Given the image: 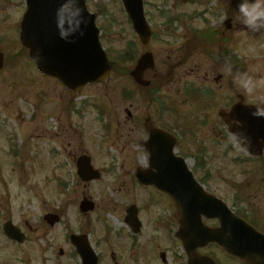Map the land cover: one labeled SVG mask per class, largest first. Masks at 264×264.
<instances>
[{
	"label": "rangeland",
	"instance_id": "rangeland-1",
	"mask_svg": "<svg viewBox=\"0 0 264 264\" xmlns=\"http://www.w3.org/2000/svg\"><path fill=\"white\" fill-rule=\"evenodd\" d=\"M199 1L206 4H201V7L189 4L191 0H144L145 12L153 29L155 27L157 35L163 38L162 43L154 38L146 48L139 44L133 33L120 0H85V3L87 9L97 15L101 44L110 51L112 58H118L123 52L125 55L131 43L134 46V59L126 64L128 69L145 50L153 53L157 67L173 62L176 46H173V39L168 38L172 32L166 35L161 32L165 28L167 14L180 21L183 13H200L206 8L215 12L214 17L219 20L226 13L234 14L232 30L225 34L234 48L232 77L222 68V60L216 59L214 70L197 56L200 73L210 72L212 76V72L218 78L216 84L208 86L212 92L204 91L206 104L201 106L181 102L185 96L183 91L168 98L165 92L171 94L173 88L167 89L169 82L164 83L160 93L153 88L145 92L149 97L159 93L157 99L142 100L132 90L131 82L116 79L117 76L111 74L106 82L85 87L74 100L77 109L70 114L61 108V101H58L59 98L66 99L64 90L54 80L43 78L20 46L4 52V67L0 70V221L9 216L31 237L29 242L34 238L32 244H24L35 249L29 253L34 263L41 260L42 264H74L77 258L67 256L72 253L66 243L68 231H72L88 233L96 251L100 254L113 252L117 264H142V254L135 251L142 248L143 243L139 241L147 238L148 225L155 220L170 219L176 227L175 211L164 198L155 196L156 204L147 205L146 198L154 195L132 187L128 181L136 166H146L144 162L148 154L144 132L137 128V119H129L126 111L149 116L161 128L173 129L176 126L174 134L179 142L175 153L185 158L198 181L202 178L207 180L203 185L208 192L230 207L244 209L246 206L238 207L228 180H250L253 184L250 193L254 191L256 194L252 203L259 205L255 211L264 218V152L262 160L256 161L239 151L236 145L240 144L226 135L218 116L219 109L226 107L234 95L244 96L247 103L264 105V29L254 32L252 26L244 25L236 1L233 3L235 8L230 7L232 0ZM241 2L243 0H238ZM11 3L16 4L15 0ZM22 7L13 6L11 16L20 14ZM159 11L164 13L163 18L157 17ZM213 21L218 22L217 19ZM184 26L181 21L176 22L174 28L180 31ZM246 26L248 30H245ZM194 27L196 30L204 28L202 22H197ZM187 28L190 29L189 25ZM174 67L169 68V77ZM188 68L189 65L176 66L174 71L184 73ZM198 78L201 79L200 76ZM184 79L192 81L189 77ZM228 79L234 88L230 93L227 90ZM126 91H129L128 96L124 95ZM82 101L87 104L82 105ZM173 105H177L178 112L170 111ZM222 136L224 140L220 138ZM218 140L221 144L216 143ZM80 151L87 152L94 166L103 173L101 181L90 184L86 189L96 207L84 216L78 212L80 197L74 192V189L82 190L83 187L78 184L74 164L66 157ZM63 183L66 186H62ZM131 203L139 206L140 219L145 225L144 232L136 239V243L139 242L137 247L132 246L123 220L124 208ZM55 210L62 214V219L49 227L43 216ZM204 222L208 226L217 224L216 221ZM1 223L0 242H3ZM261 228L264 229V225ZM108 230L109 234L106 233ZM38 237L43 239L37 241ZM129 244L130 247L127 246ZM161 246L157 252H166V264H186L183 250L177 242L172 240ZM60 248L64 256L59 255ZM199 252L212 256L216 264H239L214 245ZM147 253V264H162L153 256L156 251Z\"/></svg>",
	"mask_w": 264,
	"mask_h": 264
},
{
	"label": "water",
	"instance_id": "water-1",
	"mask_svg": "<svg viewBox=\"0 0 264 264\" xmlns=\"http://www.w3.org/2000/svg\"><path fill=\"white\" fill-rule=\"evenodd\" d=\"M27 3L20 38L39 71L59 78L71 89L80 88L87 82L100 81L108 74L109 64L98 42L95 16L87 12L83 0H27ZM122 3L133 29L141 42L146 44L150 31L145 23L141 0H122ZM1 60L0 54V66ZM148 66H151V59L146 53L132 72L135 80ZM242 108L236 106L232 109L233 112L240 110V115H236L240 122L236 132L246 139V149L250 154L260 155L264 144V109L251 106L242 112ZM162 134L158 130L150 131L147 145L150 166L155 171L140 172L139 179L167 193L175 205L181 224L178 237L183 242L188 264H214L208 257L195 253L198 247L210 241L218 243L247 264H264V237L233 217L220 201L204 193L184 160L173 155V142L167 143L166 148L162 145L165 142ZM162 157L166 162L156 160ZM77 164L78 174L84 181L98 177V173L89 166L87 157L82 156ZM90 208V203L83 202L81 205L82 210ZM201 216L217 218L219 228L203 226ZM48 219L50 223L57 220L56 217ZM5 233L12 239L21 237L9 223L5 225ZM77 245L83 264H95L89 247L80 243Z\"/></svg>",
	"mask_w": 264,
	"mask_h": 264
},
{
	"label": "flooded vegetation",
	"instance_id": "flooded-vegetation-1",
	"mask_svg": "<svg viewBox=\"0 0 264 264\" xmlns=\"http://www.w3.org/2000/svg\"><path fill=\"white\" fill-rule=\"evenodd\" d=\"M6 17H8L6 15ZM1 22L0 24H2ZM16 25H11V28H14ZM187 35L184 36V39H187ZM205 37L208 38V36L201 35L199 38ZM198 38V39H199ZM207 44L206 41L202 38L201 40H198L195 45H191L190 41H188V46L184 50H179L175 52V58L173 59L172 63L168 64H162L160 70V74L158 73L159 70L151 71V78L156 82H158V86L160 87L163 83L169 82V84L173 85L174 87L179 86L182 83V80L186 78L187 76L196 78V75L200 69V66L198 65V58L197 54H204L208 58H212V55L210 54L209 50L212 48L211 45L207 44V49L204 51V45ZM197 49H196V48ZM195 48V51H192L191 53L185 52V50L193 49ZM189 65L188 70H186L184 73L174 71L176 66L177 68H181L184 66ZM173 70L171 72V76L169 77V68L173 67ZM215 80H218L215 79ZM167 225L166 223L163 225V233L162 238L164 239ZM161 238V240H162ZM8 246H13L15 248L19 247L20 245H17L14 242L7 243ZM1 245H5V243H0V264H40L39 262L34 263L32 258L27 253L18 254L17 252L14 254H11L9 257L5 256L2 252L4 250V247Z\"/></svg>",
	"mask_w": 264,
	"mask_h": 264
},
{
	"label": "clouds",
	"instance_id": "clouds-1",
	"mask_svg": "<svg viewBox=\"0 0 264 264\" xmlns=\"http://www.w3.org/2000/svg\"><path fill=\"white\" fill-rule=\"evenodd\" d=\"M239 12L242 16V23L252 26L254 32L264 29V0H243L239 4ZM239 151L244 152L240 145H236ZM244 154H247L246 152Z\"/></svg>",
	"mask_w": 264,
	"mask_h": 264
}]
</instances>
